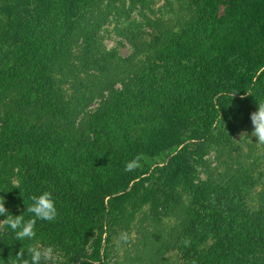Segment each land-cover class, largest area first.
I'll list each match as a JSON object with an SVG mask.
<instances>
[{
	"label": "rangeland",
	"instance_id": "rangeland-1",
	"mask_svg": "<svg viewBox=\"0 0 264 264\" xmlns=\"http://www.w3.org/2000/svg\"><path fill=\"white\" fill-rule=\"evenodd\" d=\"M12 10L20 12L21 23L17 24L28 28L29 40L42 45L50 68L48 81L65 72L75 77L70 75V81L57 80L51 89L45 80L38 79L40 69L28 51L3 34L13 24L9 17ZM63 43L66 50L55 49ZM92 57L111 63L117 60L118 67L101 73L115 76V88L125 98L123 104L134 108L130 116L123 117H128L127 122L112 124L111 117L105 115L100 125L81 124L84 117L88 122L97 111L96 95L85 109L77 106L76 98L69 100L67 106L69 94L78 96L79 92H75L73 80L82 89V78L92 71H87L82 60ZM127 58L134 61L125 62ZM262 62L264 0H75L73 6L72 0H0V140L12 134L14 128L17 134L41 133L43 117L47 116L42 105L52 103L48 109L55 119H66V112L73 107L80 109L74 125L68 123L69 118L66 125L56 124V136H63L70 126L79 139L86 138L93 144L100 140L98 143L109 152L105 158L113 157V146L126 143L141 151L140 168L149 169L146 179L140 181V188H131L112 207L109 227L103 229L108 232L106 249H95L94 228L89 227V234L84 233V248L101 258L87 264H210L209 260L226 244L220 242L207 222L192 215L193 193L203 183L208 196L204 202L225 217L226 225L221 229L240 247L247 246L240 248L242 260L238 259L237 264H264V238H260V231L264 236V145L251 136L250 119L259 102H264V69L256 74L255 84L244 95H222L219 101L213 97L223 112L215 122L214 139L206 142L205 151L196 145L195 155L178 152L169 156L171 151L164 150L166 140L172 141L174 133L183 130L190 118L181 117L174 123L163 116L169 102L182 109H199L195 115H214L216 106L213 101L210 106L211 96L225 84L240 86L242 92ZM146 76L158 77L154 95L162 98L165 105L152 104L151 109L141 110L139 101L126 97L129 82L123 85L122 80L144 77L147 81ZM106 124L116 131L110 137ZM196 128L201 130L202 126ZM245 131L249 138L241 139ZM132 132L139 137L131 136ZM84 148L85 153L89 151ZM120 150L131 154L126 147H118L117 152ZM84 152L75 155V166L68 169L77 191L90 190L88 184L95 178L106 182L126 172L125 166L118 163L108 167L93 162ZM60 160H65L64 154ZM1 163L3 188L19 184V193L15 194L18 213L25 220L32 218L26 211L32 204L26 197L31 189L21 186L24 177L19 170L13 167L9 173L1 171L5 170ZM103 166L106 168L100 177L96 170ZM56 207L59 215L74 213L73 205L72 208L56 202ZM37 222L36 237L22 243L26 247L52 246L58 254L57 264H65L57 239L49 235V228L43 229V221ZM3 232L0 231V264H13L8 247L1 241ZM122 232L135 233V238L121 244ZM185 238L191 239L190 247L182 243ZM223 255L218 254L220 258Z\"/></svg>",
	"mask_w": 264,
	"mask_h": 264
},
{
	"label": "trees",
	"instance_id": "trees-1",
	"mask_svg": "<svg viewBox=\"0 0 264 264\" xmlns=\"http://www.w3.org/2000/svg\"><path fill=\"white\" fill-rule=\"evenodd\" d=\"M74 1L75 0H72V6ZM23 6L25 5H22V7ZM15 8L16 7H14V9ZM19 13L20 12H18V10H12L10 12L9 17L13 20V24H11L10 29L6 30V32L4 30L3 34L5 36L6 34L9 35V38L15 40L16 43H21L19 46L28 51L33 64L40 69L38 79L40 81L45 80V83H48V87L51 89V87H54L53 83H57V80L62 82V79H67V81H70V75L71 78L75 77L72 73L65 72L60 78L52 76V78H50L51 82L48 81L47 78L50 74V68L47 59L43 56L44 50L42 45L29 40L30 37L28 28L25 27V25L18 26V24L21 23ZM18 39L20 41H18ZM60 48L62 50H66L67 45L63 43L58 45L55 49L59 50ZM86 50L88 51V48H85V51ZM82 61L88 66L87 71L90 72L89 69L91 68L92 71L90 74H88V72L85 73L88 75L86 78H82V89L76 85V80H73V88H75V92L79 91L78 96H76V93L75 95L73 93L69 94V91L67 89L65 90V92L69 94L68 100L66 101L67 106L70 105L69 100L76 98L75 102H77V106L85 109L90 106L92 101H94L93 99L95 98L93 97L96 95L98 101L97 111L90 117L88 120L89 123L85 121L84 117L81 124L86 125V123H94L95 125H100L105 115L109 118L111 117L112 124L115 123L118 125L127 122L128 117L127 119H123V117L125 115L130 116V113L134 110V108L128 109V107L123 104L125 102V98H121L120 96L122 95V92L115 88V76H112L113 74L110 75L108 73H101L106 70V68L109 71L113 70L115 65H117V60L111 63L92 57V59H83ZM133 61L134 60L129 58L125 60V62L130 63ZM102 64H105L106 67L102 66ZM262 69H264V62L260 63L256 68V71L249 76V80L245 83V88L242 92V88L240 86L234 88L228 84L223 85L219 88L218 93H216L217 95L215 94L211 96L210 106L214 96L217 97V100L218 98L220 100L222 95L240 97L247 93L255 84L254 81L257 77L256 74H258ZM146 77L148 79L147 81L144 77H132L131 79L128 78L129 80H122L123 85L129 82V88H127L128 96L126 97H128V99L131 98L139 101L140 107L138 108H141V110L151 109L152 104L165 105L160 100L162 98L154 95L158 83V77ZM77 78L78 77H76V79ZM218 101L217 103L216 101H213L216 106L214 108L216 113L214 115L209 113L204 116L195 115V112H199V109L197 110V108H195V110L185 108L182 109L183 107L179 108L174 102H169L167 108L163 106L164 110L166 108L163 116L170 119L171 122H178L181 117H185L187 119L190 118L189 122L182 126L183 130H179L174 133L172 141L168 142L169 140H166L164 150L171 151L168 154L169 156L178 152H188L195 155L194 150L196 145H198V147L201 146V148L205 151L206 142H210L214 139V125L219 119V114L223 112L220 108L222 106L218 104ZM42 106L44 107L43 109L47 116L43 117L41 133L38 132L37 135H31L29 131H26L17 134L15 133L17 129L14 128L12 129V134H9L8 136L6 135L4 140H0L1 168H5V170L3 169L1 171L9 173L13 167L19 170L20 176H22V178L24 177V180L21 182V186L29 187L31 189V194L26 196L30 201H32V195H39L43 191L51 189L54 192L56 202H61L63 204L70 205L71 207L72 205L74 206V208L72 207V212L75 214H63L60 212V215L57 217L55 223H50L48 221L41 222L43 229L49 228V235L57 239L60 250L64 251V257L66 259L65 264H87L92 261L99 262L101 261V258H98L99 256L97 257L96 255H93V253L84 248V243L81 242L84 237V233L89 234V231L94 228L93 232H96L95 237L97 238L96 244L94 245L95 249H106L107 241L105 239V234L107 235L108 232L103 229H108L109 227L108 225L112 207L131 188L141 187L140 181L146 179L145 177L148 174L149 169L144 171L143 169L138 168L135 171L125 172L122 175L114 176L110 179V181L106 182L102 181L101 178H95L90 182V184H88V188L92 191H77L76 185L72 182L70 174H68V169L75 166V155L81 151L84 152V147L89 150L86 153L84 152L87 159L106 166L108 165V167L111 163H118L125 166L128 161L132 160L136 155H141L142 153L134 144L130 145L131 143H126L123 146H113L114 152L111 153L113 154V157L105 158V155L109 152H105V150L101 147L98 143L100 140L94 141L93 144L86 138L79 139L70 126H67L68 128L63 136L60 135V137H58L54 134L57 130L56 124L61 123V125H66L65 122L68 121L69 118L68 123L70 125H74L80 109H75L73 107L75 111L73 109L67 111L65 114L66 119L61 120V118L55 119V116L51 115L52 110H50V108L48 109V107L52 106V103ZM204 112L207 113V110L205 109ZM195 119L200 120L195 123ZM123 120L125 121L122 122ZM202 120H204L205 124H202ZM199 125L202 126L201 130L196 128ZM107 127L108 132L106 133L110 137L116 131L113 130L112 125L110 124H108ZM130 134L133 137H139L140 135L134 134L133 132ZM1 145H3V147ZM118 147H126L131 154L128 155L122 150L117 152ZM62 154L65 155V160L63 161L60 160ZM71 154H74V156ZM170 165H172V162H170ZM106 166L101 167L100 170H96L100 177ZM58 171H63V173H59V175H57L56 172ZM1 182H3V180L0 178V196L5 197V206L9 209V213L12 215H20V213H18L20 206L15 203V194L19 193L16 192L19 188L10 186L9 189H6L7 186L3 188L4 184ZM10 189L14 190V195L13 193L9 194L8 190ZM206 197L208 196L203 183L197 187L193 193L191 205L194 207V210L192 211V215L200 217L202 220L207 222V224L213 228L219 240H221L220 242L227 245H225V249L222 248L220 252L215 253L213 255V259L209 260V263L237 264L238 259L242 260L241 257H239L241 256L240 248H247V246L241 245L240 247V244L233 237L230 238L224 229H221V227L226 225L225 217L221 214L217 215L214 210L209 207L210 205L208 206L204 202ZM79 215L82 216L83 219L78 218L77 216ZM2 217L6 216H0V218ZM37 225H39L38 222ZM96 225H98V227H95ZM257 229L258 228L256 227L255 230ZM260 234V238L263 239L264 236L261 231ZM1 241L8 247L9 255H11L13 260L16 259V254L20 251L21 247L27 249L22 241H17L15 239V233L12 232L7 225H5ZM231 242H235L236 244H232ZM229 246H232L233 248H228ZM222 253H224V255L220 258L218 254ZM218 257L220 259H218ZM24 258L29 260L31 259L27 251H25Z\"/></svg>",
	"mask_w": 264,
	"mask_h": 264
},
{
	"label": "clouds",
	"instance_id": "clouds-1",
	"mask_svg": "<svg viewBox=\"0 0 264 264\" xmlns=\"http://www.w3.org/2000/svg\"><path fill=\"white\" fill-rule=\"evenodd\" d=\"M243 99V97H241ZM253 130L251 136L257 137V143L264 145V102H259L258 109L253 111L250 116ZM245 136L248 137L247 131L241 134V139ZM249 138V137H248ZM141 155H136L132 160L128 161L125 165L126 172H132L141 167ZM14 187H19L15 184ZM32 204L27 206V213L32 214V218L25 220L23 214L12 215L9 209L5 206V197L0 196V216H6V219L0 221V231L4 230L7 225L12 232L15 233L17 241L33 240L36 235L37 221H55L59 215L56 207V200L54 192L49 189L43 191L39 195L31 196ZM135 238V233L129 234L122 232L119 235V243L127 244ZM185 247L191 246V239L185 238L182 240ZM25 251L30 255L31 259H25ZM58 254L52 246L42 247L39 245H30L27 249L21 247L20 251L16 254V259L13 264H57Z\"/></svg>",
	"mask_w": 264,
	"mask_h": 264
}]
</instances>
